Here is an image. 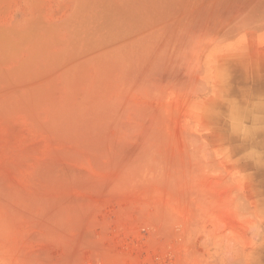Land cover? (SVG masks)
Wrapping results in <instances>:
<instances>
[{"label": "rangeland", "instance_id": "obj_1", "mask_svg": "<svg viewBox=\"0 0 264 264\" xmlns=\"http://www.w3.org/2000/svg\"><path fill=\"white\" fill-rule=\"evenodd\" d=\"M0 264H264V0H0Z\"/></svg>", "mask_w": 264, "mask_h": 264}]
</instances>
